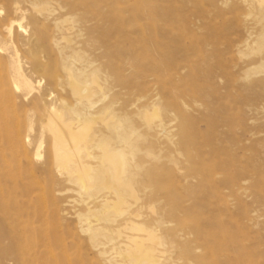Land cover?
Wrapping results in <instances>:
<instances>
[{"label":"rangeland","instance_id":"rangeland-1","mask_svg":"<svg viewBox=\"0 0 264 264\" xmlns=\"http://www.w3.org/2000/svg\"><path fill=\"white\" fill-rule=\"evenodd\" d=\"M12 2L0 0L3 16L10 14ZM252 2L102 3L110 19L104 30L115 36L112 41L119 40L110 60L121 64L131 59L138 71L122 72L129 76L134 94L122 90L121 102L130 96L138 100L132 121L144 135L131 155L134 159L128 158L137 161L140 173L150 171L153 178H145L139 187L142 202L132 209L144 218L161 214L187 243L202 246L186 259L170 244L164 256L179 258L174 260L179 264H264V69L258 67L264 57V19ZM153 101L165 110L151 125H163L158 133L137 114L144 106L152 110ZM33 118L37 126V114ZM7 120L21 130L28 124L25 110L9 112ZM43 160L35 161L36 166ZM35 174L33 179L29 172L0 165V187L9 190L5 201L0 200L7 205V213H0L4 244H23L14 232L28 222L37 225L39 214L47 213L45 227L52 239L63 235L67 244L65 252L51 246L56 257L48 264H103L88 236L79 231L77 213L87 195L78 193L76 183L54 184L41 170Z\"/></svg>","mask_w":264,"mask_h":264},{"label":"bare ground","instance_id":"bare-ground-1","mask_svg":"<svg viewBox=\"0 0 264 264\" xmlns=\"http://www.w3.org/2000/svg\"><path fill=\"white\" fill-rule=\"evenodd\" d=\"M12 1L8 16L0 7V165L29 172L33 179L41 170L54 184L76 183L78 193L87 195L77 213L79 231L88 236L103 264H179L174 261L179 258L173 262L169 254L164 256L170 244L187 259L202 246L187 243L161 214L144 218L132 209L141 199L139 187L152 177L150 171L140 173L135 155L131 156L144 136L132 121L138 100L130 96L122 103L120 97L122 90L134 94L129 76L122 72L138 71L131 59H122L121 64L110 60L119 40L112 41L115 36L104 30L110 19L103 0ZM253 2L264 19V0ZM261 37L264 41V34ZM259 66L264 69V57ZM160 106L153 101L152 110L144 106L137 113L155 133L164 129L160 122L151 126L165 111ZM20 110L28 117L24 130L17 124L11 127L7 120L9 112ZM43 157L42 165L36 166ZM8 193V188L0 187V200L4 202ZM6 209V203H0V213L5 215ZM45 215L39 214L37 225L28 222L14 232L21 245L6 246L0 233L1 264H48L56 257L52 245L66 250L63 235L52 239ZM196 231L204 236L200 227Z\"/></svg>","mask_w":264,"mask_h":264}]
</instances>
